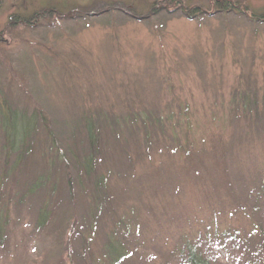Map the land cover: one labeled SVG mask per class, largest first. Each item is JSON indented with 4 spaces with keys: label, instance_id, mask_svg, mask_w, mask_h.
I'll list each match as a JSON object with an SVG mask.
<instances>
[{
    "label": "rangeland",
    "instance_id": "1",
    "mask_svg": "<svg viewBox=\"0 0 264 264\" xmlns=\"http://www.w3.org/2000/svg\"><path fill=\"white\" fill-rule=\"evenodd\" d=\"M188 247L264 264V0H0V264Z\"/></svg>",
    "mask_w": 264,
    "mask_h": 264
},
{
    "label": "trees",
    "instance_id": "2",
    "mask_svg": "<svg viewBox=\"0 0 264 264\" xmlns=\"http://www.w3.org/2000/svg\"><path fill=\"white\" fill-rule=\"evenodd\" d=\"M230 7V6H229ZM103 9H99V10H97V12H95L96 14L97 13H100V12H103L102 11ZM96 11V10H95ZM104 11H106V10H104ZM35 17H32L31 19H30V21H33V19H34ZM29 21V20H28ZM13 146L14 145H10L9 147L11 148V149H13ZM109 253V256L111 257V256H113L115 259L116 258H118L119 259V257H118V255H116L115 254V252L113 251V250H107ZM121 257V256H120ZM186 260H185V263L186 264H208V262L205 260V259H203L201 256H199L198 254H197V251L194 249V247L193 248H190V247H188L187 248V251H186ZM110 259V258H109ZM110 261V260H109ZM118 262V260L115 262V263H117ZM110 263H112V262H110Z\"/></svg>",
    "mask_w": 264,
    "mask_h": 264
}]
</instances>
